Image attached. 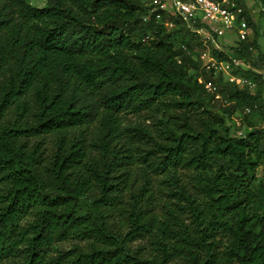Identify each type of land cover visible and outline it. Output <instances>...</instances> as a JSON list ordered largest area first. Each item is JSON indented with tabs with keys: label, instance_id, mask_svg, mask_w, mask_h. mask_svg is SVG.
<instances>
[{
	"label": "trees",
	"instance_id": "1",
	"mask_svg": "<svg viewBox=\"0 0 264 264\" xmlns=\"http://www.w3.org/2000/svg\"><path fill=\"white\" fill-rule=\"evenodd\" d=\"M45 1L0 0V264H264V75L205 66L200 16ZM215 1L251 35L213 59L264 69V0Z\"/></svg>",
	"mask_w": 264,
	"mask_h": 264
},
{
	"label": "rangeland",
	"instance_id": "2",
	"mask_svg": "<svg viewBox=\"0 0 264 264\" xmlns=\"http://www.w3.org/2000/svg\"><path fill=\"white\" fill-rule=\"evenodd\" d=\"M146 3L151 4L153 0H144ZM163 2L167 5L166 6V13L168 14L165 20L166 26L169 28V30L173 34V41L177 42L178 37L180 36V28L181 25H177V13L175 11V7L173 5L174 0H163ZM30 5L32 7H38L42 8L46 6L45 0H30ZM246 5L250 9L253 19L257 21L258 14L260 10V5L257 0H246ZM171 16H170V15ZM160 19V18H158ZM239 23H236V26L232 29H221L220 33H217L218 38L215 42L213 40V37L209 33H202L201 39L203 44L207 47L205 51L201 54V61L203 64L207 67H213L216 63V61L213 59L211 55V47L208 46L209 43L213 45L218 50H223L227 44L236 45V39L240 38L241 36V27L238 25ZM251 35L250 30L248 29V35ZM242 68H245V70H253L258 74L264 75V69L262 70H254L249 65L245 64L242 61L234 60V65H231L229 63H221L217 64V70L223 73L225 81H232L234 80L235 83H237L241 87H249L250 89L254 90L257 88V85L259 82H256L254 80V77L248 74H245V71H241ZM191 74H193V71H191ZM129 121L131 125H135L138 121H142L143 118H138L134 115H129ZM258 128L264 129V116L261 118L259 117H252L251 119ZM149 123V122H148ZM227 126L229 127L231 135H240L243 129V122H242V115L240 113H236L234 117H232L228 122ZM259 176H261V173H258Z\"/></svg>",
	"mask_w": 264,
	"mask_h": 264
},
{
	"label": "built area",
	"instance_id": "3",
	"mask_svg": "<svg viewBox=\"0 0 264 264\" xmlns=\"http://www.w3.org/2000/svg\"><path fill=\"white\" fill-rule=\"evenodd\" d=\"M225 2L226 0H224ZM150 5L153 6L152 12L165 11L167 6L163 0H153ZM173 5L177 12L176 14L191 28L195 27L194 25L197 22L198 16L212 27L216 33H220L222 28L232 29L237 23L235 14L224 7L222 3L215 0H174ZM157 17L160 18L159 15ZM238 25L242 30L240 38L244 40L248 35V29L243 22ZM195 32L202 34L205 31L200 29L195 30ZM213 67L217 69V64ZM231 82H234V80ZM206 89L209 92L215 91V88L211 84H207Z\"/></svg>",
	"mask_w": 264,
	"mask_h": 264
}]
</instances>
